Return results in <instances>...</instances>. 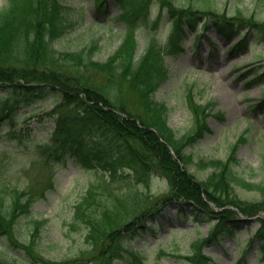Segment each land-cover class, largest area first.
Segmentation results:
<instances>
[{
    "label": "trees",
    "instance_id": "trees-1",
    "mask_svg": "<svg viewBox=\"0 0 264 264\" xmlns=\"http://www.w3.org/2000/svg\"><path fill=\"white\" fill-rule=\"evenodd\" d=\"M116 2L120 10L117 19L125 23L122 42L108 58L100 60L95 57L98 41L80 50L56 46L79 23L62 0H7L0 8V125L12 122L20 112L24 115L22 108L34 106L37 110L40 107L36 104L49 99L55 126L44 149L48 159L69 155L106 176L103 184L90 185L86 196L75 205L70 226L87 224V248L81 249L76 260L88 259V254L92 264H116L126 256L124 241L135 234L138 224L156 210L172 208L175 218L196 226L208 224L207 236L191 242L192 253L187 257L192 264H205L201 255L204 246L233 235L243 223L251 222V216L264 210V204L239 198L237 188H257L264 195V183L240 176L237 145L226 159L201 160V166L212 168L205 179H199L189 168L195 158L186 148L211 132L207 124L211 105L201 103L193 88L189 89L194 123L185 134H179L169 123L170 107L157 97L168 78L165 60L149 47L144 53L138 52L135 29L154 2L158 18L170 19L177 38L201 23V31L213 27L226 39L242 27L264 39V21L255 12L230 15L220 11L212 0L205 7L192 2L180 4L178 0ZM96 4L105 9L108 0H96ZM15 131L10 127L11 137ZM154 174L167 180V188L153 194L141 191L139 188H145ZM101 189L107 193L103 202L96 199ZM92 203L103 209H91ZM31 206L24 189L0 188V238L15 233L17 219L29 213ZM33 222L32 241L26 247L29 254L38 264H55L35 250L39 220ZM258 222L249 238L261 239L264 249V215ZM132 254L143 258L139 251ZM0 264H16V260L0 257Z\"/></svg>",
    "mask_w": 264,
    "mask_h": 264
},
{
    "label": "rangeland",
    "instance_id": "rangeland-1",
    "mask_svg": "<svg viewBox=\"0 0 264 264\" xmlns=\"http://www.w3.org/2000/svg\"><path fill=\"white\" fill-rule=\"evenodd\" d=\"M62 1L71 17L78 19L79 23L76 29L62 36L56 46L61 50H80L98 41L95 57L100 60L108 58L123 37V22L109 18L118 12L116 2L110 0L104 14L95 6L94 0ZM212 1L218 10L230 15L240 11L244 15L255 12L264 21V2L259 0ZM178 2L205 7L210 0ZM5 3L6 0H0V7ZM157 17L158 6L154 2L148 16L139 22L136 33L139 53L149 47L165 59L168 78L157 97L170 107V125L181 135L192 128L194 113L187 96L191 88L201 103L211 105L212 113L207 118L211 132L186 148L195 158L189 168L199 179H205L212 168L201 166V160L226 159L231 148L237 145L240 162L236 168L240 176L250 182L264 183V39L250 31L246 34L247 45L242 43L241 47L234 46L237 50L231 51V43L241 42L240 32L229 42L214 30H208L203 38L205 42L195 49L192 33L177 38L168 18ZM207 39L214 45L210 47ZM253 72L256 78L251 77ZM35 106L40 108H22L24 115L20 112L12 122L4 121L0 125V188L18 186L24 189L32 205L29 213L17 219L15 233L0 238V257L15 259L16 264H38L26 248L32 241L33 220L37 219V245L34 246L45 259L55 264H61V261L92 264L88 254V259L76 260L81 249L87 248L84 242L87 224L79 222V226L73 228L70 223L75 205L86 196L89 186L103 184L106 176L103 177L98 169L82 167L69 157L48 159V150L44 149L48 147L53 127L49 114L52 103L48 99ZM10 127L16 130L14 137L10 136ZM166 188L167 180L154 174L148 185L139 189L153 194ZM237 192L241 199L264 204L261 203L264 195L257 188L238 187ZM106 194L101 189L96 199L102 201ZM92 204L91 209L97 212L103 209ZM164 209V212L156 210L148 214L143 223L138 224L135 234L125 239L126 256L118 263L192 264L187 258L192 253L191 242L196 237L207 236L208 224L203 222L196 226L192 221L175 218L171 208ZM257 215L262 217L264 214L260 211ZM259 217L248 224L243 223L233 236L227 234L219 242L204 246L201 255L205 264H264L263 241L249 238L259 227ZM142 225H146L144 230L139 229ZM135 251L142 253L141 260L132 254Z\"/></svg>",
    "mask_w": 264,
    "mask_h": 264
}]
</instances>
